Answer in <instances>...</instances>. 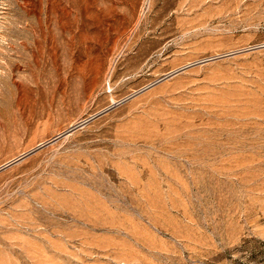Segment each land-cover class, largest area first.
I'll return each mask as SVG.
<instances>
[{
  "label": "rangeland",
  "instance_id": "obj_1",
  "mask_svg": "<svg viewBox=\"0 0 264 264\" xmlns=\"http://www.w3.org/2000/svg\"><path fill=\"white\" fill-rule=\"evenodd\" d=\"M0 264H264V0H0Z\"/></svg>",
  "mask_w": 264,
  "mask_h": 264
},
{
  "label": "bare ground",
  "instance_id": "obj_2",
  "mask_svg": "<svg viewBox=\"0 0 264 264\" xmlns=\"http://www.w3.org/2000/svg\"><path fill=\"white\" fill-rule=\"evenodd\" d=\"M83 56H84V55H83ZM75 58H76V57H75ZM78 58H79V57H78ZM76 60H77V58H76ZM76 60H75V62H76ZM78 60H79V59H78ZM97 60H98V59H97ZM79 62H80V61H79ZM78 64H79V63H78ZM78 64H77V65H78ZM89 69H90V68H89ZM94 77H95V76H94ZM94 79H95V78H94ZM94 79H93V80H94ZM84 80H85V79H84ZM95 80H96V79H95ZM95 80H94V81H95Z\"/></svg>",
  "mask_w": 264,
  "mask_h": 264
},
{
  "label": "water",
  "instance_id": "obj_3",
  "mask_svg": "<svg viewBox=\"0 0 264 264\" xmlns=\"http://www.w3.org/2000/svg\"><path fill=\"white\" fill-rule=\"evenodd\" d=\"M8 164H9V163L5 164V166L8 165Z\"/></svg>",
  "mask_w": 264,
  "mask_h": 264
}]
</instances>
